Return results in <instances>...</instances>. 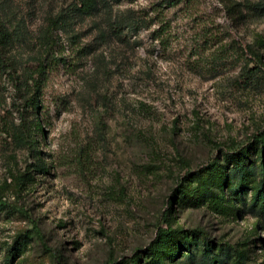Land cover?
<instances>
[{
  "label": "rangeland",
  "instance_id": "1",
  "mask_svg": "<svg viewBox=\"0 0 264 264\" xmlns=\"http://www.w3.org/2000/svg\"><path fill=\"white\" fill-rule=\"evenodd\" d=\"M74 1L0 0L14 35L7 48L14 70L0 68V193L38 221L49 247L31 219L0 209V264H10L11 249L13 264L144 259L161 226L200 228L248 264H264V211L251 197L236 211L176 203L182 183L214 158L231 168L223 152L249 147L248 159L256 158L264 9L252 5L264 8V0H123L112 12L134 10L144 25L122 40L97 38L104 10L62 27L59 16ZM52 18L60 21L39 118L25 111L35 139L28 153L12 138L30 93L15 89V77L49 50ZM24 172L29 180L18 193Z\"/></svg>",
  "mask_w": 264,
  "mask_h": 264
},
{
  "label": "trees",
  "instance_id": "2",
  "mask_svg": "<svg viewBox=\"0 0 264 264\" xmlns=\"http://www.w3.org/2000/svg\"><path fill=\"white\" fill-rule=\"evenodd\" d=\"M123 0H75L68 6L64 13L60 14L61 26L69 29L71 25L84 18H93L104 10L106 27L100 29L97 38L112 36L122 40L125 30L132 33L138 32L144 25L143 17L136 11L131 10L128 13L117 15L111 10L112 4L121 3ZM183 0H172V5ZM256 9H264L260 3L252 5ZM58 18L50 19L48 25V43L49 50L38 57V64L35 69L27 71L24 76L15 77V89L22 93H28L24 112L20 116L18 124L12 134L13 140L27 150L28 153L35 151V139L32 133V127L29 116L25 111L31 108L36 113L41 107L40 93L42 90V81L46 70V63L50 56L52 46L56 45L55 30L58 29ZM14 35L10 26L0 16V68L13 71L14 66L8 54V45L12 43ZM127 39V38H125ZM10 73V72H9ZM24 92V93H25ZM259 145L256 149V158L248 159L250 155L249 147H242L238 153L230 154L223 152V157L231 165L230 169H225L220 161L214 158L211 163L203 170L194 173L189 179H186L178 189L179 193L176 203L186 205L209 204L216 209L225 211H236L240 202L251 200L253 206H258L264 211V127L254 136ZM237 154V155H236ZM29 180L27 172L20 173L17 176L16 190L21 192ZM227 190L233 191V199L226 198ZM249 193H251L249 196ZM191 197V198H190ZM197 198V199H194ZM238 201V202H236ZM11 208L16 212L27 216L33 223V233L43 241L45 248L47 246L46 238L38 221L25 209L24 206L11 202L0 193V209ZM229 208V209H228ZM146 256L142 259V254L135 253L131 258L116 261L114 264H167V261H175L186 258L192 263L197 264H248L244 254L234 248H224L223 244L214 240L204 230L200 228L185 231L183 228L177 229L171 226L159 227L157 237L145 252ZM18 256L13 249L10 250V264Z\"/></svg>",
  "mask_w": 264,
  "mask_h": 264
}]
</instances>
